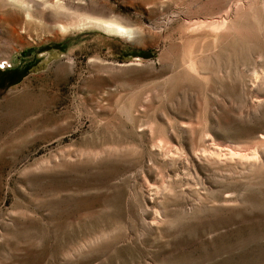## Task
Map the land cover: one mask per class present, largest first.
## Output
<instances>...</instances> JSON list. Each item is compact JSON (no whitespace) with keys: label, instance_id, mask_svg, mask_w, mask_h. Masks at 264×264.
Returning a JSON list of instances; mask_svg holds the SVG:
<instances>
[{"label":"rangeland","instance_id":"1","mask_svg":"<svg viewBox=\"0 0 264 264\" xmlns=\"http://www.w3.org/2000/svg\"><path fill=\"white\" fill-rule=\"evenodd\" d=\"M0 66V264H264V0H0Z\"/></svg>","mask_w":264,"mask_h":264},{"label":"bare ground","instance_id":"2","mask_svg":"<svg viewBox=\"0 0 264 264\" xmlns=\"http://www.w3.org/2000/svg\"><path fill=\"white\" fill-rule=\"evenodd\" d=\"M58 6H61L59 3L57 4ZM63 6V5H62ZM88 16V15H87ZM87 18V17H86ZM88 18H90V17H88ZM112 23V22H111ZM109 24V23H108ZM109 25H111V24H109ZM115 29H117L118 31H122V33H124V28L122 27V26H120V25H117V24H114V26H113ZM128 33V32H127ZM129 35V34H128ZM130 36V35H129ZM131 37V36H130Z\"/></svg>","mask_w":264,"mask_h":264},{"label":"snow or ice","instance_id":"3","mask_svg":"<svg viewBox=\"0 0 264 264\" xmlns=\"http://www.w3.org/2000/svg\"><path fill=\"white\" fill-rule=\"evenodd\" d=\"M0 67H2V66H0Z\"/></svg>","mask_w":264,"mask_h":264}]
</instances>
